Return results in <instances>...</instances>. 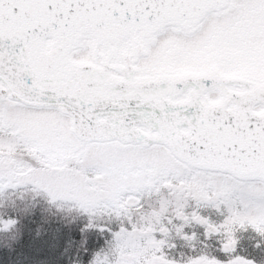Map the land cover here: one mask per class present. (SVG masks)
<instances>
[{"label": "snow or ice", "instance_id": "snow-or-ice-1", "mask_svg": "<svg viewBox=\"0 0 264 264\" xmlns=\"http://www.w3.org/2000/svg\"><path fill=\"white\" fill-rule=\"evenodd\" d=\"M0 264H264V0H0Z\"/></svg>", "mask_w": 264, "mask_h": 264}]
</instances>
